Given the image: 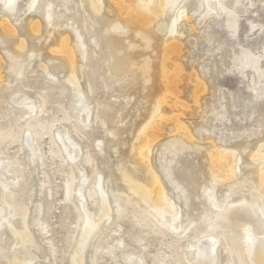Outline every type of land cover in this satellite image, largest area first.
<instances>
[{
	"label": "rangeland",
	"instance_id": "1",
	"mask_svg": "<svg viewBox=\"0 0 264 264\" xmlns=\"http://www.w3.org/2000/svg\"><path fill=\"white\" fill-rule=\"evenodd\" d=\"M100 1L99 24L91 32L98 34L105 25L114 24L124 27L127 32L122 36L133 40L137 71L124 74L120 81L110 79L114 75L112 68L107 72L100 60L96 61L101 66L99 73L87 66L98 59L95 53L102 58L103 37L120 38L116 31L94 34L98 43L95 48L93 39L83 29L84 19L87 22L88 10L91 11L88 0L83 7L78 4L80 0H15L10 6L0 0V112L11 110L16 116L25 117L19 120L22 122L28 116L24 109L13 106L12 97L37 103L43 102L41 95H52L54 99L56 90L50 94L53 83L63 93L59 106L46 105L53 119H58L51 135L60 155L50 153V137L43 135L41 148H34L32 157L28 136H23L0 154V188L3 189L1 181L5 180L11 183L7 191L13 189L17 174V191L23 196L24 185L33 190L26 220L39 250L32 264H70L81 236L79 214L86 213L94 220L101 203L107 204L110 219L92 233L81 264H175L167 249L169 238L144 234L137 223L117 218L118 197L126 195L137 200L121 180L119 169L123 165L142 169L131 145L143 121L155 114L152 120L162 131L150 145V166L179 209L171 231L173 236L182 235L184 226L200 223L205 214H214L215 208L208 202L213 197L212 192L208 193L209 187L223 201L237 186L253 190L262 166L254 155L264 146V0H225L224 6L236 16V30L232 32L227 29L224 14L201 15L208 4L216 5L213 0L203 7L198 6V0H189L182 18L175 11L157 15L152 25L143 29L144 33H139L137 24L126 22L118 14L112 0ZM156 2L150 5L155 6L153 11L146 9L152 15L154 9H159L160 0ZM47 14L49 23L45 20ZM5 21L10 22L14 31L4 32L1 24ZM35 23L39 24L38 31L32 29ZM144 36L147 39L143 40ZM64 39L71 58L56 52ZM22 41L25 47L21 50ZM174 41L180 45L179 52L164 57L163 44ZM143 56L150 58L145 84L139 64ZM111 63L116 65L113 60ZM162 63L167 104L159 106ZM16 66L19 75H15ZM41 66L49 68L48 72L44 73ZM75 92L88 100L79 104L80 99L73 98ZM64 112L68 119L61 121ZM108 114L112 117L102 124ZM83 118L86 123L81 124ZM175 120L186 135L175 131ZM211 151L238 152L234 178H220L210 186ZM85 155L90 156L88 162ZM71 180L74 190L71 201H67L63 187ZM87 188L93 192L92 200L86 196ZM2 196L0 190V202ZM20 220L13 212L0 216L1 249L11 248L8 226ZM39 225L45 226V230L39 229ZM202 238L198 240L204 241ZM192 243L198 242L181 240V260L193 251ZM227 248L218 238L216 264H228Z\"/></svg>",
	"mask_w": 264,
	"mask_h": 264
},
{
	"label": "bare ground",
	"instance_id": "2",
	"mask_svg": "<svg viewBox=\"0 0 264 264\" xmlns=\"http://www.w3.org/2000/svg\"><path fill=\"white\" fill-rule=\"evenodd\" d=\"M3 1L5 4H8V6L15 2V0ZM188 1L189 0H160L158 3L159 9H154L155 15H152L146 9L149 8L153 11L155 6L150 5L157 3L156 0H112L113 4L116 6L118 14L123 16L126 19V22L137 24L139 33H144L145 30L143 29L152 25L156 20L157 15L164 14L168 11H175L179 14V18H182ZM213 1L217 6L215 4L209 6L208 3L210 0H198V6L203 7L208 4L206 9L209 8L208 10H202L203 12L200 11L202 12L201 15L209 16L208 14L212 12L211 16L218 17L224 14L226 17L227 29L229 32L235 31L237 22L232 9L230 8L231 10H229L224 6L225 0ZM84 2H87V0H80L78 3L79 6L83 7ZM100 3V0H88L87 6L91 11L88 10V20L86 22V19H84L83 23V29L86 35L93 39L95 48L98 47V43H96L97 40L93 35L96 34L94 33L96 30L95 24H99L97 19L99 18V11L101 9ZM49 18V14L45 15L47 23H49ZM177 19L178 18L176 17L172 21L171 26L175 25ZM1 26L5 33H11L14 31L9 21H5ZM31 26L33 30H39V24L35 23ZM91 29H94V32H91ZM111 31L118 32L120 38L115 39L112 37H103V52L100 49L102 58H99V54L95 53L94 55L98 59L91 61L90 66H87L93 69H90L92 72L99 73L101 66H99L96 61L100 60L107 67V72L112 68L114 75L110 79L113 80L115 78L114 80L120 81L124 74H127L128 72L134 74V72L137 71L135 67L137 59L134 58L135 50H133V45L131 43L133 40L130 37L126 38L122 36V33L127 32L124 27H119L114 24L105 25L104 29L96 35H101L103 32L107 34ZM142 39L145 40L147 38L144 36ZM148 43L149 39L146 44L148 45ZM20 45V49H24L25 42L22 41ZM179 48L180 45L176 41L164 43L162 46V54L164 57L171 56V54L178 53L180 50ZM56 52H60L67 58L72 57V52L67 45L66 39L60 42V47ZM111 60H113V63H116V65L112 64ZM139 64L143 67L141 78L145 84L149 79L150 58L143 56V60ZM18 66H21V64L19 63ZM18 66L15 67V75L20 74ZM180 67L181 66L177 68ZM48 69L49 68L45 66H41V70H43L44 73H47ZM160 73H162V82L160 84H163V86L160 87L161 91L157 98L159 106L167 104V86L165 80L166 76L164 74L166 72L164 69V63L161 65ZM75 80L77 79H74V81ZM73 84L75 85V83ZM58 88L59 87H56L54 83L52 84V87H50V94L54 93L52 92L53 90H56L54 93L56 95L54 97L56 98L54 99L51 97L52 95L49 97L40 94L43 98L42 103L44 104L32 100L29 101V99H26L27 101L17 100L11 96L12 98L10 101L13 103V106L21 108L22 110L24 109V114L28 117L20 122L19 120L25 117L16 116L11 110L5 109L3 112H0V154H2L8 145L13 144L15 141L19 142L22 137L26 135V137L28 136L26 140L29 142L28 145L31 149L30 155L32 156L35 149L40 150L42 136L49 135L50 153L54 156L60 155L57 142L51 135L58 119H53L51 113L46 108V105H60V99L63 93L62 90ZM143 88L145 89L144 85ZM73 96L74 100L75 98L80 99L79 104L88 100L87 97L81 99L79 92H75ZM57 111H59L58 108ZM111 117L112 114L105 116L104 120H102V124H105L106 120ZM153 118H155V114L149 116L143 121L142 126L139 128L135 137V142L131 145V152H134V155L137 156L143 164L142 169L140 170L138 166L127 167L124 165L119 169L121 180L127 183L130 193L137 198V200H132L125 194V197H118L115 207V212L118 216L117 218L119 220L122 219L124 221V219H126L137 223L142 228L141 231H143L144 234L153 237L169 238L170 241L167 249L169 250L170 256L175 259V264H181L184 261H187L186 264H216L218 257L216 244L218 238H220L224 245H226V248L228 247L227 249H229L230 254L228 255V264H264V146H262V149L258 150L254 155L256 158L255 161L262 164V166L259 168L261 174L258 182L251 187L253 190L237 186L234 192L229 194L223 201L214 195V192L212 191L213 187H209L210 192H207H212L213 197L208 198V202L213 208H215L214 214H205L200 223L195 225L192 224L189 227L184 226L182 235L178 233L176 236H173L172 234L174 233H171V231L173 229V224L175 223V218L179 216V209L173 203L171 197L165 190V187L161 184L159 177L150 166V145L157 140V133L160 135L162 131V127L156 123V120H152ZM65 119H68V116L67 113L64 112V117L61 121ZM82 123H86L84 118L81 120V124ZM28 128L30 130H28ZM174 129L175 131L183 132L186 135L184 128L179 126L176 123V120ZM57 135L58 133H56V136ZM211 154L212 157L209 159V162L211 161V163L208 166L210 186L221 181L220 178L232 179L236 176L237 151H211L210 156ZM89 158L90 156L88 157L85 155L84 159L88 162ZM133 164L136 165L137 162L133 161ZM2 167L4 170H7L5 166ZM16 177H18L17 174H15V180L12 183L14 186L13 189H8V191L7 187L8 185L11 186V183L7 184L5 180L1 181L4 185L2 186L3 189L0 188L1 193L3 194L2 202H0V216L13 212L14 215L19 216L21 220L17 222L18 224L16 223L13 226H8L7 232L11 238V248L14 249L10 250L11 248H9L5 251L0 248V264H32V262L37 259L36 252L39 250L38 243L30 231L28 221L26 220L28 214L27 205L31 200L30 196L33 190L31 189V186L24 185V195L22 196L16 189V187L20 186V180H18V178L16 179ZM73 190L72 180L67 181L63 187L64 199L71 201ZM86 196L88 199H93L91 188L86 189ZM145 200L149 201V204H144L143 201ZM134 201H136V203ZM109 211L107 204L105 203V205H102L101 203V205H98V211L96 212L98 215L94 220H91L86 213L79 214V222L81 223H79L78 227H80L79 233L81 236L77 239L78 243L76 244V250L72 258H70V264H81V258L85 253L86 247L89 245L92 233L100 227V224L103 221H108L110 219ZM44 227L45 226L43 225H39V229L42 231L45 230ZM215 232H218L217 235H211L215 234ZM199 237H204L202 239L205 240L200 241L198 240ZM183 238H186L187 240L193 239L198 243L190 244L193 251H191L189 255H185L184 260H181L178 249L181 247V240ZM9 250L12 252L10 253V256L8 255Z\"/></svg>",
	"mask_w": 264,
	"mask_h": 264
}]
</instances>
